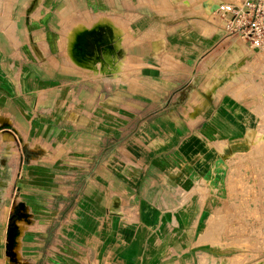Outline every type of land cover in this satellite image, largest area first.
Here are the masks:
<instances>
[{
	"label": "rangeland",
	"instance_id": "rangeland-1",
	"mask_svg": "<svg viewBox=\"0 0 264 264\" xmlns=\"http://www.w3.org/2000/svg\"><path fill=\"white\" fill-rule=\"evenodd\" d=\"M14 1L0 0L1 15L7 18V21H0V59H17L18 67L8 73L21 69V76L29 79L32 83L29 86L37 87L42 97L36 102L33 94L15 96L16 105L17 101L22 105L21 108L16 106L18 111L13 109L12 116L16 117L19 112L28 122L26 125L13 119V126L18 129L15 142L16 151L20 156L19 163L15 162L14 152L9 151L8 146L0 140V215L5 217L4 209H9V217L0 222V264H5L2 246L7 232L13 230L15 217L20 216L17 208L22 205L21 202L26 203L37 224L25 230L32 220L30 218L29 222L21 221L15 237L18 235L21 243L24 232L23 251L28 252L30 257L33 255L35 259L39 253L37 264H52L48 259V247L53 244L55 237L61 235H64V249L75 251L76 256H72L78 257L80 264H109L113 254L121 246L114 241L118 233L121 235L122 230L126 229L125 222L121 219L126 213L118 209V205L124 200L122 190L112 180L108 181L109 176L106 180L102 179V174L106 175L109 170L112 171L114 162L123 164L121 156L134 149L138 150L133 142L134 135L138 136L146 131L152 120L164 113L167 106L175 104L178 107L191 91L201 88L205 90L207 82L200 85L199 80L195 78L194 82L189 84L192 79L190 77L187 80L186 72L180 73L182 56L177 55L175 58L176 56L169 54L168 58L164 57V53L158 52L155 56L160 62L156 68H140L129 64L126 66L125 53L121 56L117 53L118 48L120 50L126 42L123 38L122 44L116 29L118 41L108 45L113 55L111 71L105 72L99 65L95 68L84 67L77 62L79 69L76 72L77 70L69 65L65 54L64 31L69 34V29H72L75 33L83 28H92L96 23L83 24L73 29L71 24L76 20L67 24V27L66 21L53 19L50 14V17L39 20L34 15L39 11L38 0H31L24 5L13 3ZM107 2L106 14L118 23L122 30H127L130 23L129 19L124 17L125 14L133 17L134 23H142L141 27L154 22L149 21L151 19L144 20L128 15L126 9L133 10L131 7L134 2ZM163 6L167 10L172 9L169 4L163 3ZM147 8L159 10L154 0H148L147 6L142 5L143 10ZM205 10L213 17L210 4L206 3ZM107 19L109 20L108 17ZM14 22L18 25L16 33L21 40L19 53L15 52V46L11 44L5 32V29L15 30ZM179 23L184 29L195 27L188 25L185 20ZM42 31L45 32L46 40H49V50L43 49V41L39 36ZM99 34L91 37L83 35L82 40L87 42L91 38L98 41L101 35ZM237 45L246 57V63L233 65L228 69L231 70V80L223 82L222 85L226 88L223 97H230L225 99L224 106H228L229 119L235 123L240 122L242 132L246 130V123L251 129L247 131L249 142L237 144L235 147L243 150L236 152L234 157L242 158L244 153L250 150L264 155V67L261 71L264 58L259 57L258 60V57H254L255 54L250 53L242 40L237 41ZM154 47L158 50L160 42H155ZM100 55L104 57L103 52H100ZM172 58L175 61H172ZM251 62H255L254 65H248ZM125 69L131 77L119 78L128 76ZM83 70L87 74H84ZM177 71L179 74H176ZM192 71L190 76L195 75L196 68ZM176 75L179 76L174 82L172 76ZM132 76H137L139 81L132 80ZM210 87L214 90L220 87V82L216 86L210 84L208 88ZM177 92L186 94H181L174 101L171 96ZM37 104L39 107L51 108V113H41L40 107L36 115H32ZM224 106L218 110L216 117L224 110ZM9 156L13 157L12 161ZM238 161L240 160H237V167L243 168L244 163ZM16 167L21 171V176L10 183L7 173L10 168ZM214 182L215 190L221 194V178L215 179ZM7 188L8 192L5 193ZM6 194L7 197L4 196ZM251 198V194H243L235 202L231 196L227 199H231L230 202L225 200L223 203H237L242 208ZM262 206L264 197L256 196L249 203V208L241 213L234 210L236 205L231 208L233 211L228 210L226 216L220 215L217 210L212 211V215L198 224L200 226L196 228L198 233L196 232L195 241L179 247L178 250L184 253L185 264H264ZM59 208L61 210H58ZM26 215L30 217L27 211L20 217ZM18 247L19 257L15 263L25 264L20 256V246ZM66 260L72 261L68 257Z\"/></svg>",
	"mask_w": 264,
	"mask_h": 264
},
{
	"label": "crops",
	"instance_id": "crops-1",
	"mask_svg": "<svg viewBox=\"0 0 264 264\" xmlns=\"http://www.w3.org/2000/svg\"><path fill=\"white\" fill-rule=\"evenodd\" d=\"M30 1L15 0L13 3L19 2L20 5H24ZM123 1L124 3L134 2L131 7L133 9L131 11L134 13L126 9L128 15L131 14L135 18L139 17L144 20L151 19L149 21H154L151 22L153 24H147L145 29V27H141L142 23H134V18L125 14L124 17L128 18L130 23L127 30H122L120 25L106 14L107 0H38L39 11L34 15L35 18L38 17L41 20L48 18L47 16L50 14L53 19L66 21V27L71 21L76 20L71 24L73 29L83 24L96 23L92 28H86L87 30L80 34V39L84 46L95 49L98 55L100 52L104 54L105 48L111 50L110 44L118 41L116 29L122 44L123 38L126 42L120 50L117 45L118 56L124 55V53L126 55V66L129 64V66L134 65L140 68L145 66L156 68L160 62V59L155 56L158 52L164 53V57L168 58L169 54L177 55L178 57L182 56V71L180 73L186 72L187 80L190 77L192 79L189 84L193 83L195 78L199 80L198 84L200 85L207 82L206 91L202 88L191 91L188 93V97L183 98L178 107L175 104L167 106L164 113L152 120L147 132L144 131L138 136L134 135L133 142L138 150L134 149L125 156H121L123 164L114 162L111 167L112 171L109 170L106 175L102 174V179L106 180V177L109 176L108 181L112 180L122 190L121 194L124 196V200L121 205H118V209L122 213H126L122 215L121 219L125 222L127 230L123 229L121 235L118 233L115 238L114 243H119L121 246L115 251L109 264H185L184 253L178 249L195 241L196 232L198 233L196 228L200 226L198 224L214 210H217L220 215L226 216L228 210L233 211L231 208L236 203L230 205L224 204V201L230 202L231 199H227L231 196L234 200L249 193L247 175L242 167L241 169L237 167V160L242 162L243 157L236 158L234 155L243 150L236 148L237 144L249 142L247 131L251 129V126L246 123V130L242 132L240 122L235 120V123L229 119L228 106H224V101L230 96L223 97L226 88L222 85L223 82L231 80L229 76L231 70L228 69L233 65L242 64L246 61V57L242 55L243 53L237 45V41L239 42L241 39L235 33L224 30L205 10L206 3L210 4L213 9L217 3L231 1L240 3L243 0H154V4L159 10L153 8L143 10L142 5L146 4L147 6L148 0ZM163 3L171 5V11L167 10ZM103 15H106L109 20ZM181 20H185L188 25L195 27L181 28L183 26L179 23ZM0 21H7L1 12ZM14 23L16 24L15 30L5 29V32L11 40V44L15 46V52L19 53L21 40L16 33L18 25L16 22ZM204 27L208 28L207 32L203 31ZM76 32L69 29V34H66L67 32L64 31V50L69 65L78 72L79 66L76 60L78 45L77 39H73ZM98 33L101 34H99L98 41L91 38L87 42L82 40L83 35L91 37ZM39 36L43 41V49L49 50V40H46L45 32L42 31ZM155 42H160L158 50H155ZM249 51L252 53L250 49ZM13 56L15 57V55ZM78 56L83 58L81 55ZM100 56L102 57V55ZM112 59L111 51L109 64ZM173 60L174 58H172ZM254 63L251 62L248 65H254ZM110 66L112 65L110 64ZM17 67L18 61L15 58L0 59V140H3V143L8 146L9 151L14 152L15 162L19 163L20 156L16 151L17 144L15 142L18 129L13 126V119L15 118L21 124L28 125V122L19 112L16 117L12 116L13 109L17 110V107L21 108L22 105L20 101H17L18 105H16L15 96L33 94L36 102H39L42 95L37 87L29 86L32 83L26 77L21 76V69L8 73L9 70L12 71ZM194 67L196 68L195 75L190 76ZM263 67L264 61L261 64V71H263ZM127 72V77L119 76V78L131 77L129 71ZM178 72L176 74H179ZM84 74L87 73L84 71ZM86 76L94 79L92 76ZM178 76H172L174 82ZM132 80L139 81L137 76H132ZM219 82L220 87L214 90L211 87L208 88L210 84L216 86ZM33 84H37V82H33ZM181 94L183 96L186 93L177 92L171 96V99L175 101ZM223 106L224 110L216 117L218 110ZM40 107L37 104L32 115H36L37 109ZM40 111L43 114H48L52 109L41 107ZM250 153H255V151H247L244 156ZM12 159L13 157L9 156V160L12 161ZM8 172L10 183L21 176V171L17 167L10 168ZM219 177L222 181L221 194L215 190L214 182ZM7 192L8 188L5 193ZM117 193H119L118 190ZM222 195L223 198H221ZM4 196L7 197V194ZM20 204H18L20 206L17 208V213H20L21 216L27 211L30 217L27 215L15 217L16 222L13 230L7 232L2 246L3 258L5 264H16L15 261L17 262L19 257L18 246H20V256L25 264H37L40 258L39 253L35 259L33 255L30 257L28 252L23 251L24 232L21 236V243L20 237L18 235L15 237L21 221L29 222L30 218L32 220L25 230L37 224L26 203L21 202ZM4 210L5 217L0 215V222L9 217L7 215L9 209ZM5 234L6 229L4 237ZM63 238L64 235L54 238L53 244L48 247L47 252L50 253L48 259L52 261V264H80L81 261L78 257H73L76 256L74 255L75 251L64 249ZM85 241L87 242V239ZM9 251L10 253H8ZM11 256L13 257L10 258ZM67 257L72 261L66 260Z\"/></svg>",
	"mask_w": 264,
	"mask_h": 264
},
{
	"label": "built area",
	"instance_id": "built-area-1",
	"mask_svg": "<svg viewBox=\"0 0 264 264\" xmlns=\"http://www.w3.org/2000/svg\"><path fill=\"white\" fill-rule=\"evenodd\" d=\"M212 16L224 30L235 33L252 53L264 58V0L217 3L212 9ZM242 162L244 163L243 171L248 180V195L251 194L252 198L242 208L236 203L234 209L239 213L249 208L253 197H264V155L250 153L242 158ZM237 199H234L235 202Z\"/></svg>",
	"mask_w": 264,
	"mask_h": 264
},
{
	"label": "bare ground",
	"instance_id": "bare-ground-1",
	"mask_svg": "<svg viewBox=\"0 0 264 264\" xmlns=\"http://www.w3.org/2000/svg\"><path fill=\"white\" fill-rule=\"evenodd\" d=\"M86 28H83L76 32V34L73 35V39H77V52H76V60L83 64L84 66L88 68H95L99 65V67L105 71H111L112 67L110 66V57H111V50L108 48H105L104 51V57L102 58L100 55H98L97 51L93 48H88L83 45L80 39V34L83 33ZM204 31L207 32L208 30L204 27ZM116 34V33H115ZM78 55L83 56L79 57Z\"/></svg>",
	"mask_w": 264,
	"mask_h": 264
}]
</instances>
